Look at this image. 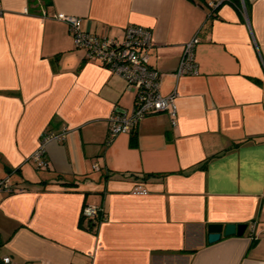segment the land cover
Returning a JSON list of instances; mask_svg holds the SVG:
<instances>
[{
  "label": "crops",
  "instance_id": "obj_1",
  "mask_svg": "<svg viewBox=\"0 0 264 264\" xmlns=\"http://www.w3.org/2000/svg\"><path fill=\"white\" fill-rule=\"evenodd\" d=\"M236 1L0 0V180L20 187L0 193V262L264 264V0ZM60 13L97 37L152 30L149 64L161 95L178 92L177 126L152 114L106 145L136 93L86 61ZM195 36L200 73L179 78ZM45 133L65 139L47 143L42 171L31 159ZM88 205L105 216L91 229ZM211 224L248 229L209 244Z\"/></svg>",
  "mask_w": 264,
  "mask_h": 264
},
{
  "label": "built area",
  "instance_id": "obj_2",
  "mask_svg": "<svg viewBox=\"0 0 264 264\" xmlns=\"http://www.w3.org/2000/svg\"><path fill=\"white\" fill-rule=\"evenodd\" d=\"M229 0H220L211 3L212 8ZM4 10L0 5V17ZM44 19L49 18L45 11L41 14ZM68 27L77 49L85 54L86 61L99 62L113 74L125 80L128 90L135 91L134 109L129 112H114L109 121L107 144H112L122 134H130L138 127L141 119L159 113H167L171 117V124L175 128L178 122V92L170 96L161 95V76L159 71L149 64L150 51L154 46L152 30L139 26H130L124 30L121 38H109L98 36L82 29L80 18L66 14H57L53 17ZM200 43L198 36L184 44L183 54L178 66L177 76H198L200 70L196 60V49ZM65 133L55 135L43 134L42 145L32 156L38 170L48 169L49 163L46 158V145L49 141L64 140ZM97 168V166H95ZM20 187L14 185L10 180H0V193L10 195L18 191ZM137 195H146L148 192L142 187L135 191ZM103 210L94 206H84L82 218L87 221L96 222L100 225L104 220ZM256 224L251 226V239L255 240L254 232ZM2 262V263H1ZM0 264H10L11 259L6 257Z\"/></svg>",
  "mask_w": 264,
  "mask_h": 264
},
{
  "label": "water",
  "instance_id": "obj_3",
  "mask_svg": "<svg viewBox=\"0 0 264 264\" xmlns=\"http://www.w3.org/2000/svg\"><path fill=\"white\" fill-rule=\"evenodd\" d=\"M208 243L215 244L219 242L223 237H230V236H239L242 237L245 235L246 230L248 229L247 224L243 225H234V224H227L226 226L221 224H211L208 225Z\"/></svg>",
  "mask_w": 264,
  "mask_h": 264
},
{
  "label": "trees",
  "instance_id": "obj_4",
  "mask_svg": "<svg viewBox=\"0 0 264 264\" xmlns=\"http://www.w3.org/2000/svg\"><path fill=\"white\" fill-rule=\"evenodd\" d=\"M32 2H33V0H31L30 3L32 4ZM230 2H231V0H230ZM34 3L39 4V3H38V0H36V2H34ZM34 3H33V4H34ZM223 3H225V2H223ZM223 3H222V4H223ZM235 3H238V0H237ZM216 10H217V9H214L213 11L215 12ZM42 12H43V11H42ZM42 12H41V14H42ZM41 14H40V15H41ZM212 15H213V13H212ZM41 16H42V15H41ZM95 35H96V34H95ZM73 41H74V40H73ZM74 44H75V43H74ZM75 47H76V46H75ZM76 49H77V48H76ZM77 50H79V49H77ZM97 63H99V62H97ZM99 64H100V63H99ZM100 65H101L103 68H105L102 64H100ZM105 69H107V68H105ZM107 70H108V69H107ZM108 71H109V70H108ZM109 72H110V71H109ZM112 74H113V73H112ZM115 75H116V74H115ZM82 219H83V218H82ZM83 220H85V219H83ZM94 224L96 225L97 223H96V222H92V221H88V228L91 229V228L95 227ZM255 241H256V240H253L252 243H254ZM189 252H190V251H189Z\"/></svg>",
  "mask_w": 264,
  "mask_h": 264
}]
</instances>
